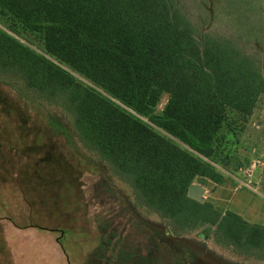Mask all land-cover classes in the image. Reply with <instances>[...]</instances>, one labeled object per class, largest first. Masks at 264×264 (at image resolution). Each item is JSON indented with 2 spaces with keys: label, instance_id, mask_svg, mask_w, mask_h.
Returning <instances> with one entry per match:
<instances>
[{
  "label": "trees",
  "instance_id": "1",
  "mask_svg": "<svg viewBox=\"0 0 264 264\" xmlns=\"http://www.w3.org/2000/svg\"><path fill=\"white\" fill-rule=\"evenodd\" d=\"M0 24V80L19 92L7 100L0 87V109L16 101L51 108L132 189L138 207L181 234L216 226L205 236L219 245L264 253V226L188 196L196 180L225 182L215 164L228 166V113L247 120L264 94L259 61L235 38L201 39L172 0H0ZM26 35L41 36L54 60L24 43ZM52 150L47 143L38 158L55 160ZM107 200L101 208L110 210Z\"/></svg>",
  "mask_w": 264,
  "mask_h": 264
},
{
  "label": "rangeland",
  "instance_id": "2",
  "mask_svg": "<svg viewBox=\"0 0 264 264\" xmlns=\"http://www.w3.org/2000/svg\"><path fill=\"white\" fill-rule=\"evenodd\" d=\"M172 1L201 39L235 38L264 72V0ZM40 37L22 40L54 60ZM0 87L5 99L18 98L10 83L0 80ZM167 100L163 95L157 112ZM16 102L0 109V264H264L259 248L225 247L206 237L216 226L181 234L180 225L138 207L132 189L87 152L51 108ZM227 121L221 154L228 166L215 164L225 182L194 183L218 211L264 226V94L247 120L229 112ZM47 143L51 162L38 158ZM102 198L110 210L101 208Z\"/></svg>",
  "mask_w": 264,
  "mask_h": 264
},
{
  "label": "water",
  "instance_id": "3",
  "mask_svg": "<svg viewBox=\"0 0 264 264\" xmlns=\"http://www.w3.org/2000/svg\"><path fill=\"white\" fill-rule=\"evenodd\" d=\"M204 192H205V188L202 185L198 183H193L190 185L188 189V196L199 202H204L205 201V198L203 196Z\"/></svg>",
  "mask_w": 264,
  "mask_h": 264
}]
</instances>
